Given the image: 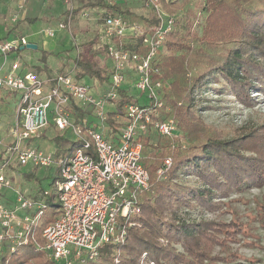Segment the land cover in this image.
Here are the masks:
<instances>
[{"label": "trees", "instance_id": "1", "mask_svg": "<svg viewBox=\"0 0 264 264\" xmlns=\"http://www.w3.org/2000/svg\"><path fill=\"white\" fill-rule=\"evenodd\" d=\"M75 1L77 6L73 8L72 17L84 10L98 8L104 10L102 17L112 14L130 25L140 26L142 34L126 38L121 43V49L141 55L146 53L143 39L157 25L153 10L145 16L133 12L128 6L106 0ZM172 1L168 5L173 11L177 10L178 15H175V25L166 35L154 62L158 73L153 78L163 83L162 106L158 110L160 119L172 118L179 126L185 109H188L186 112L191 111L193 91L201 81L207 83L222 79L227 84L225 89L241 101L249 99L253 89L264 91V0H196L193 5L189 4L190 0H179V4ZM142 3L144 6L143 0ZM201 15L204 18L202 34ZM35 21L37 18L28 20L29 23ZM231 23L232 31L225 32L231 28ZM208 36L221 39L218 56L213 64L201 71L203 74L194 75L193 85L183 88L180 84L183 76L179 77L181 80L178 75L173 76L172 67H184L181 57L187 54L191 56L199 51L201 54V45ZM113 39L115 43L119 42L118 38ZM81 47L74 59L78 79H94L98 85H104L109 70L100 65L99 53H106V45L90 40ZM190 77L193 78L192 75ZM121 94L119 106L130 100L124 91ZM72 107L75 121L80 123L83 113L78 106ZM114 116V112H109L107 122L116 127L117 122L112 119ZM177 140L155 133L138 136L137 142L142 145L141 164L149 176L148 189L139 194V213L121 218L119 225L124 231V239L105 244L99 249L97 257L86 264H140V260H150L154 264H254L241 259L236 253L219 262H201L204 251L199 249L201 242L211 233L214 244L219 243L216 238L218 231L212 232L210 225L200 220L185 221L180 212L195 207L209 210L217 206L219 196L229 191L240 193L264 187V139L257 141L253 135L230 139L214 137L187 145L179 144ZM54 142L57 158H66L77 147L76 143L60 135L54 137ZM167 158L171 164L163 177L157 178L156 172ZM33 175L24 176L33 178ZM184 176H192L196 182L190 185L182 180ZM58 178V168H55L51 183L54 191L45 196V209L39 226L33 230L34 241L40 246L44 244L41 231L54 222L60 212L55 194ZM234 227L232 237L235 240L240 228L238 225ZM34 241L5 251L0 264H4L5 260L11 264H54L46 259L45 251L37 249Z\"/></svg>", "mask_w": 264, "mask_h": 264}, {"label": "built area", "instance_id": "2", "mask_svg": "<svg viewBox=\"0 0 264 264\" xmlns=\"http://www.w3.org/2000/svg\"><path fill=\"white\" fill-rule=\"evenodd\" d=\"M143 2L157 17L156 27L143 39L147 48L143 55L121 49L125 31L130 30V37L136 38L142 34L140 26L112 14L103 17L100 44L106 45L110 61L104 85L94 79H89L91 84L88 79H78L75 65L64 73L41 76L26 63L14 60L0 75V91L18 96L10 131L12 143L0 163V190L12 188L10 177L15 173L8 170L13 161L15 168L55 166L59 176L55 194L60 206L54 222L41 231L44 244L40 246L34 241L33 230L39 226L45 209L43 199L49 192L43 191L36 200L16 192L12 207L0 205V252L7 245L13 250L32 240L54 264H86L105 244L124 239L121 218L139 213V194L148 189L149 176L141 164L142 145L137 138L149 133L171 138L176 130L172 118H159L163 83L153 78L158 73L155 59L176 17L162 15L159 0ZM66 11V21L70 22L71 5ZM26 44L27 39L17 35L0 40V57L5 60ZM129 81L135 95L127 92ZM122 91L130 100L119 106ZM142 95L143 105L137 102ZM73 105L83 113L80 123L75 121ZM109 112L115 113L112 119L116 127L107 122ZM52 126L57 132H68L77 144L66 158H57L56 149L44 152L27 144L40 140ZM170 164V159H165L158 174Z\"/></svg>", "mask_w": 264, "mask_h": 264}, {"label": "rangeland", "instance_id": "3", "mask_svg": "<svg viewBox=\"0 0 264 264\" xmlns=\"http://www.w3.org/2000/svg\"><path fill=\"white\" fill-rule=\"evenodd\" d=\"M106 1L112 4L122 5L123 7L128 6L133 12L139 15L143 14L147 16L148 12H151L152 10L144 7L142 0ZM161 1L159 3V7L162 15H178L177 10L173 11L168 5L171 0ZM173 1H176L178 4L180 3L179 0ZM195 1L196 0H190L189 4H195ZM68 2L71 3L70 5L72 8L77 6V2L75 0H68ZM85 11L87 12L86 16H82V11V13L77 14L74 19L70 20V22H67L66 25L67 29L74 32V45L78 46L76 55L78 51H81V45L87 44L88 41L96 40V44H100L101 42L100 36L103 29L102 14L104 13V10L91 8ZM3 18L4 16L0 14V40H3L6 36L5 29L3 27ZM199 22L201 23L200 26L202 34L204 26V18L202 15ZM55 23L56 22H54L52 26L57 28L58 24L55 25ZM230 25L231 28L225 32L232 31V23ZM8 27H10L9 23L7 28ZM14 35L16 34L14 33ZM130 35V30L125 31L124 39L129 38ZM204 40V44L201 45V54L200 51L195 55L192 54L191 56L187 54L189 55L188 57L187 55L181 57V59H184V67L181 68L179 65L172 67L173 76L175 74L178 75V78L183 76L182 80L179 78V80H181L180 84L183 88L193 85L195 80L194 75L202 73L201 71L206 69L207 65L213 64L214 59L218 56L216 54L220 50L221 44L219 40L221 39L218 37H209L204 38ZM70 51L71 50H67L65 52ZM26 54L33 55L36 54V51L24 50L21 51L18 56L12 55V57H14V60L22 61L30 66V63H32L31 60H24L23 58ZM9 59L11 60V57L8 58V60ZM99 59L101 66L104 68L109 67L110 61L105 54L99 53ZM62 72H66V70H63ZM191 75L193 78L190 77ZM187 76L191 79L189 80ZM184 78L187 80H184ZM88 81L89 84L92 83L91 80H87V82ZM226 85V82L222 79H219L218 81L211 80L207 83H203V81H201L199 87L193 91V101L191 103L193 106L190 108L191 111L186 112L188 109H185L179 126L176 125L175 133L171 139H178L177 141L179 144L187 145L195 143L197 140L203 142L208 138L214 137L230 139L234 137L253 135L256 137L257 141H262L264 139V91L253 89L250 91V96L248 97L249 99L241 101L238 99L239 97L225 89ZM214 89H218L220 91H214ZM127 92L129 94L134 92L132 86L130 85V81L127 85ZM133 99L135 100L136 98ZM137 102L138 104L143 105L145 103L144 95L140 96L137 99ZM51 129L52 130L46 137L48 138L47 142L51 147L50 150L48 149L49 145H47V148H41L39 146L41 139L28 141L27 144L37 148L40 147L39 149L42 151L48 152L56 149L54 142V137L56 135L64 136V138L71 141L72 138L68 132H57L53 128ZM0 139V159H2L5 149H7L10 145L8 146L9 143L6 140V136H2ZM15 164L16 163L14 162V169H12V171L16 175L14 174L10 177L12 188L2 189L7 190L8 193L11 194L8 204L9 207L14 205V195L16 192L29 198H39L43 191H48L50 194L53 193L54 187L51 183L54 178L55 166L49 168H33L32 166L27 165L23 168H15ZM17 170L19 171V175H17ZM29 172H31L30 174H34L33 178L24 176ZM156 175L157 178L163 177V175L158 174V171L156 172ZM182 180L187 181L186 183H189L190 185L196 182L195 178L192 176H184ZM151 185L154 187V183H151ZM217 200V206L209 210L202 208L200 210L198 207H195L193 209L187 208L180 212V217H182L183 220H200L209 224L212 228V232L215 230L218 231L216 238L219 243L214 244V241L211 239V236H213L211 233H208L207 235H209V237L207 236L201 242L199 249L204 250L201 253V262L203 260H206L207 262H219L223 259L231 257L232 253H236L243 260L251 261L254 264H264V187L251 188L246 192L240 193L229 191L227 194L219 196ZM234 225H238L240 228V233L235 235V240L232 237V232L235 228ZM227 230L230 231L228 232ZM11 246L12 245H7V247L3 248L0 252V258L4 255L5 251H12ZM177 250L180 251V247H177ZM193 255L195 260L196 255L194 253ZM46 257V259L49 260L48 256ZM139 263L154 264L150 260H140ZM4 264L11 263H9L8 260H5Z\"/></svg>", "mask_w": 264, "mask_h": 264}, {"label": "crops", "instance_id": "4", "mask_svg": "<svg viewBox=\"0 0 264 264\" xmlns=\"http://www.w3.org/2000/svg\"><path fill=\"white\" fill-rule=\"evenodd\" d=\"M70 4L68 0H0V14L4 16L3 27L6 35L4 39L14 37L15 33L19 37H25L28 43L35 44L37 46V49L34 50L36 54H26L23 58L24 60H31L32 63L27 66L39 72L41 76L64 73L63 70L67 72L74 67V59L77 57L76 50L78 49V46L74 45V32L67 27L56 28L52 26L54 22H56L55 25L61 23L67 25L68 13L66 14V10ZM32 18H37V21L29 23L28 20ZM74 18L71 17V20ZM6 22L9 23L10 27L7 28L8 23ZM51 30L52 35H49ZM67 50L71 51L65 52ZM20 52L11 54L8 57H11V60L8 58L3 60L0 57V75L7 69L8 64L14 61L12 55L18 56ZM17 101L18 96L16 94L0 91V137L6 136L8 146L12 143L10 131L15 122ZM51 130L49 128L43 133L39 144L41 148H47L49 145L48 149L50 150L51 147L46 137ZM12 169H14V162L9 166V174ZM16 172L19 175V171ZM10 195L7 190H0V205L9 206Z\"/></svg>", "mask_w": 264, "mask_h": 264}, {"label": "water", "instance_id": "5", "mask_svg": "<svg viewBox=\"0 0 264 264\" xmlns=\"http://www.w3.org/2000/svg\"><path fill=\"white\" fill-rule=\"evenodd\" d=\"M37 46L35 44L32 43H28L25 46L20 48V51H24V50H36Z\"/></svg>", "mask_w": 264, "mask_h": 264}]
</instances>
